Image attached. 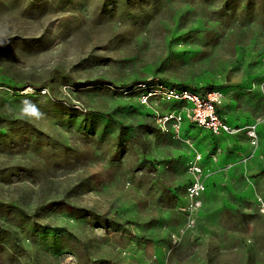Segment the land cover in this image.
<instances>
[{"label": "rangeland", "instance_id": "1", "mask_svg": "<svg viewBox=\"0 0 264 264\" xmlns=\"http://www.w3.org/2000/svg\"><path fill=\"white\" fill-rule=\"evenodd\" d=\"M145 80L243 129L172 136ZM0 264H264V0H0Z\"/></svg>", "mask_w": 264, "mask_h": 264}, {"label": "built area", "instance_id": "2", "mask_svg": "<svg viewBox=\"0 0 264 264\" xmlns=\"http://www.w3.org/2000/svg\"><path fill=\"white\" fill-rule=\"evenodd\" d=\"M139 91L143 103L151 99L172 104L165 112L156 111L154 116L161 129L175 137H180L183 120L188 119L195 124L212 130L215 134H237L243 128L230 124L221 114L224 104V92L221 88H212L198 92L190 88L177 87L161 82L145 80L128 88L127 92ZM190 103V107L187 106ZM251 138L256 136L254 129L247 130ZM187 173L190 181L186 186L187 203L180 211L187 216L188 223H195V214L203 205L202 194L206 190L207 172L202 164V155H194L188 162Z\"/></svg>", "mask_w": 264, "mask_h": 264}, {"label": "crops", "instance_id": "3", "mask_svg": "<svg viewBox=\"0 0 264 264\" xmlns=\"http://www.w3.org/2000/svg\"><path fill=\"white\" fill-rule=\"evenodd\" d=\"M223 107V106H222ZM222 109V108H221ZM222 114V113H221ZM222 116L223 117H225L226 119H227V121L230 123V124H232V125H239V124H234V123H231L229 120H228V118L226 117V116H224L223 114H222ZM240 126V125H239Z\"/></svg>", "mask_w": 264, "mask_h": 264}]
</instances>
